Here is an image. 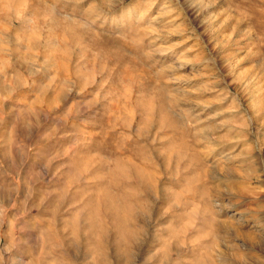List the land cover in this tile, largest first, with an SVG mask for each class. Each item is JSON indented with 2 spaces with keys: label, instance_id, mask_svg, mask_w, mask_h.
Instances as JSON below:
<instances>
[{
  "label": "rangeland",
  "instance_id": "obj_1",
  "mask_svg": "<svg viewBox=\"0 0 264 264\" xmlns=\"http://www.w3.org/2000/svg\"><path fill=\"white\" fill-rule=\"evenodd\" d=\"M0 264H264V0H0Z\"/></svg>",
  "mask_w": 264,
  "mask_h": 264
}]
</instances>
